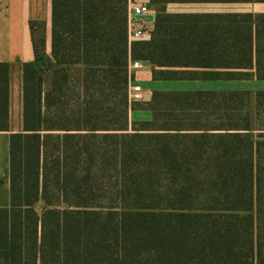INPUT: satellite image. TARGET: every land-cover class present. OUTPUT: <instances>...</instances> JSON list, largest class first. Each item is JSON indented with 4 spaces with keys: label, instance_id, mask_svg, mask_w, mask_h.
Listing matches in <instances>:
<instances>
[{
    "label": "trees",
    "instance_id": "obj_1",
    "mask_svg": "<svg viewBox=\"0 0 264 264\" xmlns=\"http://www.w3.org/2000/svg\"><path fill=\"white\" fill-rule=\"evenodd\" d=\"M51 36V55L35 41L38 58L24 65L0 264H264V114L239 102L220 116L236 132L129 133L139 107L130 60H250L252 33L159 28L152 43L130 44L128 0H52ZM9 124L10 66L0 63V131ZM43 131L85 133L82 209L38 212Z\"/></svg>",
    "mask_w": 264,
    "mask_h": 264
},
{
    "label": "crops",
    "instance_id": "obj_2",
    "mask_svg": "<svg viewBox=\"0 0 264 264\" xmlns=\"http://www.w3.org/2000/svg\"><path fill=\"white\" fill-rule=\"evenodd\" d=\"M140 1L148 5L147 33L135 42L152 43L159 28L168 34L219 33L227 29L252 33L253 53L244 61H203L190 52L176 59L130 60L140 62L138 68L130 70V85L142 89V98L136 102L139 107L129 114V133L135 141L149 133L236 132L235 122L220 116L223 108L239 102L249 106L251 115L264 114V104L260 103L264 101V0ZM51 14L52 0H0V63L10 66V127L9 131H0V207L9 204L10 137L25 133L24 65L38 58L34 32L38 23H48V18L51 22ZM165 43L169 49L200 47L199 41ZM231 43L229 47H234ZM51 51L50 31L44 53L50 56ZM84 134L42 132L41 195L36 207L83 208Z\"/></svg>",
    "mask_w": 264,
    "mask_h": 264
},
{
    "label": "built area",
    "instance_id": "obj_3",
    "mask_svg": "<svg viewBox=\"0 0 264 264\" xmlns=\"http://www.w3.org/2000/svg\"><path fill=\"white\" fill-rule=\"evenodd\" d=\"M148 12V5L140 0H128V38L130 44L142 39L146 33L145 15ZM140 66L139 61H131L129 69H136ZM141 86L133 84L129 88L130 102H138L142 96Z\"/></svg>",
    "mask_w": 264,
    "mask_h": 264
},
{
    "label": "rangeland",
    "instance_id": "obj_4",
    "mask_svg": "<svg viewBox=\"0 0 264 264\" xmlns=\"http://www.w3.org/2000/svg\"><path fill=\"white\" fill-rule=\"evenodd\" d=\"M49 20H50V18H48V20H47L48 23L45 21L38 23V26H36V30L34 32L35 41L38 44L39 50H41L42 52L46 50L47 38H48V36H50L51 22H49ZM46 24H48V25H46ZM36 208H37L39 213H42L43 207L41 205H38Z\"/></svg>",
    "mask_w": 264,
    "mask_h": 264
}]
</instances>
